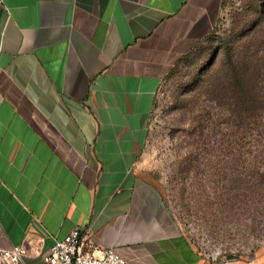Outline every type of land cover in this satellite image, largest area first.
<instances>
[{"label":"crops","instance_id":"crops-1","mask_svg":"<svg viewBox=\"0 0 264 264\" xmlns=\"http://www.w3.org/2000/svg\"><path fill=\"white\" fill-rule=\"evenodd\" d=\"M224 2L0 4V247L45 264L81 226L129 264H210L142 160L162 77Z\"/></svg>","mask_w":264,"mask_h":264},{"label":"rangeland","instance_id":"rangeland-1","mask_svg":"<svg viewBox=\"0 0 264 264\" xmlns=\"http://www.w3.org/2000/svg\"><path fill=\"white\" fill-rule=\"evenodd\" d=\"M262 27L264 0H225L214 30L162 77L150 121L143 171L210 264H264V105L243 121L234 96V61L261 50Z\"/></svg>","mask_w":264,"mask_h":264},{"label":"built area","instance_id":"built-area-1","mask_svg":"<svg viewBox=\"0 0 264 264\" xmlns=\"http://www.w3.org/2000/svg\"><path fill=\"white\" fill-rule=\"evenodd\" d=\"M0 4H4V0H0ZM27 255L25 245L0 247V264H24ZM44 259L45 264H129L113 247L99 244L94 234L81 226L57 239Z\"/></svg>","mask_w":264,"mask_h":264},{"label":"trees","instance_id":"trees-1","mask_svg":"<svg viewBox=\"0 0 264 264\" xmlns=\"http://www.w3.org/2000/svg\"><path fill=\"white\" fill-rule=\"evenodd\" d=\"M257 34L258 36L253 37L256 38L255 42L261 41L263 44L261 50L257 48L253 51L250 61L246 63L240 58L234 61L240 67L237 76V92L234 95L235 105L238 117L243 121L247 117H255L256 121L262 119L260 108L262 104L264 105V78L261 75H264V54L259 58V53H264V27L258 30ZM234 79L236 80V77Z\"/></svg>","mask_w":264,"mask_h":264}]
</instances>
